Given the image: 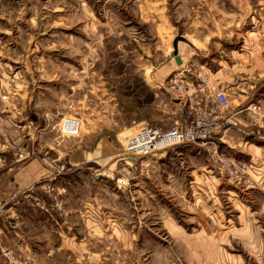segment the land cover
I'll return each mask as SVG.
<instances>
[{
  "label": "rangeland",
  "instance_id": "374dc122",
  "mask_svg": "<svg viewBox=\"0 0 264 264\" xmlns=\"http://www.w3.org/2000/svg\"><path fill=\"white\" fill-rule=\"evenodd\" d=\"M174 39L182 67L169 58L155 87L148 72L167 59ZM24 69L30 77V111L25 117L30 138L15 158L25 150L46 149L47 158L57 162V147L44 146L46 141L62 143L65 153L79 139L90 153L81 165L91 168L95 182L61 188L52 178L40 177L18 190L10 198L16 204L3 212V220L10 229L14 221L23 233L5 232L0 244L28 264L190 262L172 237L195 227L189 222L192 214L176 200L180 188L166 191L160 176L157 188L148 183L131 186L128 178L133 175L126 171L130 166L124 163L123 145L140 125L165 130L179 122L190 124L212 107L211 89H218L228 100L226 108H213L219 120L224 122L221 115L240 95V103H245L238 105L239 112H250L256 127L248 132L249 141L264 149V0H0L1 92L20 85L13 75ZM180 70L183 74L178 75ZM63 115L81 117L79 136L58 133L56 125ZM135 116L145 119L130 126ZM103 117L108 126L99 125ZM216 141L211 136L204 143L189 144L200 147L206 167L215 172L210 175L222 174V181L234 184L251 183L249 169L260 163L232 154L230 147ZM179 159L170 151L154 165L166 169L179 165ZM61 162V167L67 165ZM108 172L109 177L113 173L110 180L103 175ZM116 177H127L126 183H116ZM215 187L219 190L221 185ZM130 189L132 195L137 193L135 199L145 200L140 210L131 206ZM92 190L101 203L100 216L94 211L84 222L77 215L73 225L67 205L77 193ZM233 190L235 207L223 196L224 213L245 217H235L232 227H215L223 235L217 258L221 264H264V209L259 206L264 192L254 187ZM223 202L214 199L215 207H223ZM248 228L249 235L243 232ZM202 240L213 245L208 233ZM206 256L212 258L213 252ZM5 259L0 254V264H6Z\"/></svg>",
  "mask_w": 264,
  "mask_h": 264
},
{
  "label": "crops",
  "instance_id": "0c3cea01",
  "mask_svg": "<svg viewBox=\"0 0 264 264\" xmlns=\"http://www.w3.org/2000/svg\"><path fill=\"white\" fill-rule=\"evenodd\" d=\"M169 58L171 57L168 55L167 59L161 62L162 65L157 67L155 70H150L148 72L147 76L153 82L155 87L160 85L156 79L157 77H161L159 76L160 74H163L164 64L169 62ZM179 59L180 64L178 65L182 67L183 61L180 57ZM173 62L177 64L174 59ZM166 67L167 65L165 68ZM182 72L183 70L178 75L183 74ZM144 74H146V72L142 71L141 75ZM16 75L20 78L19 86L11 88L6 92H1L0 89V94L5 93V99H0V113H5L3 117L0 115V239L1 236L5 234V232L9 233L12 231L15 235H19L20 232L23 233L20 228L15 227L14 221L10 229L7 227L5 220H3V212L16 204V200H10L13 193H16L18 190L24 189L35 183L40 179V177H50L48 179L52 178L53 184L56 187L61 188L67 187V183L74 185V183L77 184L79 181H83L86 185H94L95 182V175L91 168H89V166L81 165V163L84 161H88V154L90 153L88 150L81 148L79 139L76 141L77 143L75 146L72 147L69 152L65 151V153L61 150L62 143L59 145L58 141H46L44 146H48V148H54V146L57 147L54 149L58 150V153L53 158L57 162H51L47 158L48 156L45 155V152L47 151L46 149L43 150V152H41L40 149L39 151H33V154L24 160L15 159V152L20 147L25 148L23 143L24 141L28 143V139L30 138L29 122H26L25 120L26 115H28V112L30 111V77L26 69L22 70L21 73L14 74V79L16 78ZM164 76L165 74L162 75V78ZM2 77L3 73H0V82ZM249 87L253 89V85ZM241 96L243 99H245L243 94ZM241 101L243 100L240 98V95H238L237 104L231 106L228 113L221 115L222 120L223 118H225V120L211 136L217 140V143L222 142L223 146L230 147V152L232 154L240 153L250 161H257L260 163L257 166H255V164L251 169H249L251 183L234 184L230 179L222 181V174L210 175L215 172H213V167H206L204 159L202 158V153L200 152V147L196 146L197 148L195 149V147L190 146L191 144L189 143L178 144L173 148L160 150L156 152V156L154 155L152 157H146L142 159V163L136 161L128 164L130 167L128 165L124 166L129 167V169L126 168V171L130 172L131 170L132 172L133 176L128 178L130 179L131 186L139 187L142 184L148 183L150 186L153 185L154 188H157L158 184L160 183V176V184L165 186L166 191L167 189L173 190L180 188V193L178 194L180 198L176 197V200L180 201L181 204L187 208L186 211L192 214L190 216V220L192 221L189 222L194 223L195 227L191 226L189 231L181 230L183 233L182 237L178 235H172V237L174 240L176 239L175 242L182 245L184 253L187 254V257L189 258L188 260H190V262H187V264H221L217 258L218 254L220 253V248L217 243L220 240V237L223 235H221L219 232L220 230L215 229V227L219 226V224L221 225L219 227H232L231 221H234L235 217H245L242 214L240 215V213L236 215L224 213V210H226L224 207H226L227 204L222 201L223 196L226 203L229 202V204L231 203V205H234L235 207L233 202L236 203L237 199L233 190V186L236 187V191H238V189L254 187L257 190H261L258 192H260L262 195L264 192V149L262 145L249 141L251 138H248V132L251 131V128L256 127L254 121H251L250 112L244 110L239 112L240 107L238 105L245 103H240ZM78 118L79 122H81V117L79 116ZM144 119L145 118L142 116H135L131 119V123L129 125H137ZM16 120H18L20 123L16 124ZM32 120L35 121V119ZM99 125L108 126L109 122L103 117ZM58 133L60 135L66 136L80 135V132L77 134H68L63 132ZM20 144L21 146H19ZM179 147H183L184 151L185 149L186 151H182L179 149ZM170 151H174L179 155V165L171 166L166 169L154 165L158 163L156 159H158L160 156H163L165 153H169ZM61 152L65 155H61ZM62 160L67 164L65 167H61ZM110 173V177L112 178L113 173ZM80 174L84 175L83 180L80 179ZM103 175L105 176L106 180L107 178L110 180L109 172L107 174L104 173ZM211 176L214 178V180L211 179ZM207 179L209 180L208 183L210 187L207 186ZM252 180H255L254 183ZM218 183L221 185L219 190L215 187V185ZM129 191L130 196L132 197L130 198L132 203L131 206H134L135 209L140 210L141 201L144 202L145 200L143 201V199H135L137 193L136 195H132L134 190L131 191L130 189ZM149 197L151 199V193ZM95 198L96 195L93 190L89 192V194L88 192L85 194L77 193L75 200H72L67 205L69 208V210H67L70 212V222L73 225H77L75 223L77 215L79 216L80 220L84 222L86 220H91L86 217H89L91 214V216H93L94 211L96 212L97 216H100L98 207L101 206V203L99 204V201H96ZM218 198L220 202L224 203L223 207L222 204L219 206L217 204V207H215L216 203H214V199L217 200ZM226 198L228 199L226 200ZM6 203L10 205H6ZM259 206L264 209V201L260 202ZM104 211L105 210H102L101 214H104ZM225 212H227V210ZM106 213L107 216H109V210H106ZM137 214L141 217L140 211H138ZM9 215L11 216V213H9ZM13 215L15 216V214ZM138 215L135 214L134 217L138 218ZM107 219H109V217ZM235 228L238 227L235 226ZM249 230L250 229L248 228L243 232L249 235ZM207 233L210 238L214 240L212 246L210 243H208V246L210 247L206 246L205 240H202V238L205 237ZM82 237L85 236L83 235ZM4 247H6V245L0 244V250ZM24 247L26 248V245H24ZM210 251L211 253L213 252L212 258L206 256ZM0 254L5 258L1 251Z\"/></svg>",
  "mask_w": 264,
  "mask_h": 264
},
{
  "label": "built area",
  "instance_id": "2783aa9c",
  "mask_svg": "<svg viewBox=\"0 0 264 264\" xmlns=\"http://www.w3.org/2000/svg\"><path fill=\"white\" fill-rule=\"evenodd\" d=\"M0 99H5V94H0ZM209 104H211L212 107L203 110L200 117L196 118L188 125L179 122L165 130H159L150 125H140L135 132L126 139L123 145L124 150L122 157L124 162L126 164L136 161L142 163L144 157L154 155L160 150L178 144L197 143V141L204 143L222 124L219 120V116L214 113L213 108H226L228 104L226 94L221 90L211 89ZM248 108L250 109V106H248ZM252 109L256 108L252 106ZM59 121L60 122H58L56 126L60 132L68 134H77L79 132V118L77 116L63 115ZM31 154H33V150H25L18 153L15 159L24 160ZM242 166L241 171L246 168L244 165ZM231 173L237 175L235 170ZM116 183L125 184L126 182L123 177H116ZM12 195H14V193ZM1 253L7 259V264H28L25 259L15 257L12 250L9 248H2Z\"/></svg>",
  "mask_w": 264,
  "mask_h": 264
},
{
  "label": "water",
  "instance_id": "95a60500",
  "mask_svg": "<svg viewBox=\"0 0 264 264\" xmlns=\"http://www.w3.org/2000/svg\"><path fill=\"white\" fill-rule=\"evenodd\" d=\"M171 47H172V51H171V53H169V56H170V57H173L174 61H175L177 64H180V59H179V57L177 56V45H176V39L172 40Z\"/></svg>",
  "mask_w": 264,
  "mask_h": 264
},
{
  "label": "bare ground",
  "instance_id": "6f19581e",
  "mask_svg": "<svg viewBox=\"0 0 264 264\" xmlns=\"http://www.w3.org/2000/svg\"><path fill=\"white\" fill-rule=\"evenodd\" d=\"M178 56V55H177ZM179 57V56H178Z\"/></svg>",
  "mask_w": 264,
  "mask_h": 264
}]
</instances>
